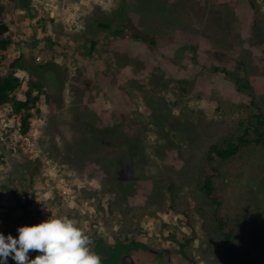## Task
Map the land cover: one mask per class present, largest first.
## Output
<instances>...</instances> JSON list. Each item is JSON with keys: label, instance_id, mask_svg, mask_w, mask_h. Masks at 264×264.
<instances>
[{"label": "rangeland", "instance_id": "374dc122", "mask_svg": "<svg viewBox=\"0 0 264 264\" xmlns=\"http://www.w3.org/2000/svg\"><path fill=\"white\" fill-rule=\"evenodd\" d=\"M29 1L0 6L11 34L24 22L39 37L18 56L15 95L42 86L31 118L44 114L42 155L13 145L0 108V229L18 214L67 216L131 241L121 250L142 252L141 264H264V147L207 160L264 113V0ZM117 28L156 45L113 38ZM63 171L72 198L59 194ZM206 174L219 207L201 192ZM216 218L233 231L230 250Z\"/></svg>", "mask_w": 264, "mask_h": 264}, {"label": "trees", "instance_id": "16d2710c", "mask_svg": "<svg viewBox=\"0 0 264 264\" xmlns=\"http://www.w3.org/2000/svg\"><path fill=\"white\" fill-rule=\"evenodd\" d=\"M20 8L26 9L30 6L29 0H17ZM5 12L0 6V108L4 106H9L11 109V115L15 117L16 123L20 125V129L23 133H26L29 129V121L32 118L33 113L37 110V103L39 101V96L41 93L42 86L36 82L32 81L30 87L24 92L23 99L19 100L16 98L15 93L20 88V79L17 76V64L18 59L10 60L7 57V51L12 46V40L8 36L9 26L5 23ZM98 28L102 30H110L109 26L104 24H98ZM113 38L127 39L131 37L140 43L148 46H155L156 42L152 39L145 38L137 34L129 33V30L124 28H117L110 31ZM95 42H92L91 49L94 48ZM214 71H219L216 68ZM234 82L239 84L240 80L234 78ZM246 126L243 134L236 140H226L224 145H212L207 151V160L210 162L215 158L221 161H226L234 156L242 149L250 144L255 146L264 147V113L252 114L246 120ZM250 136L251 138L247 137ZM215 176L212 174H206L202 179L201 192L203 195L210 200V202L219 207L221 205V199L215 194ZM25 210V207H23ZM216 224L218 231L221 233L222 240L220 245L224 251L230 250L233 244V231H225L227 223L222 218H216ZM16 236V232H14ZM89 236V234H87ZM92 237V236H89ZM94 244H100V240H94ZM189 242L187 241L186 244ZM126 246L127 243H120L119 246ZM137 245V247H143L142 244L137 242H132L131 244ZM184 247V245H181ZM147 249V248H146ZM148 250V249H147ZM122 250L111 248L104 249V255L108 258L112 255H117L119 258L122 256ZM30 258L37 255L36 252H30ZM135 264H139L138 260H135ZM101 264L102 260H101ZM226 264V263H223Z\"/></svg>", "mask_w": 264, "mask_h": 264}, {"label": "clouds", "instance_id": "9594fccd", "mask_svg": "<svg viewBox=\"0 0 264 264\" xmlns=\"http://www.w3.org/2000/svg\"><path fill=\"white\" fill-rule=\"evenodd\" d=\"M94 241L67 216H49L18 226L16 236L0 232V264H101ZM30 252L38 253L30 258Z\"/></svg>", "mask_w": 264, "mask_h": 264}, {"label": "crops", "instance_id": "0c3cea01", "mask_svg": "<svg viewBox=\"0 0 264 264\" xmlns=\"http://www.w3.org/2000/svg\"><path fill=\"white\" fill-rule=\"evenodd\" d=\"M6 11H7V9L5 7V12ZM6 17H10V16H8L6 14ZM5 21H6V19H5ZM20 25L22 27L21 28V33L19 35H17V36L11 34L13 27H9L8 36L11 38V40L13 42L12 43V46L7 51V56L10 57V58L8 57V59H10V60L17 59L18 56H19V54L24 53V51L26 50V46H33L35 40L39 39L38 35H35L34 38H33V35H34L33 33L36 32L33 29H32L33 33H31V35L29 36V32H26V30H27V24L25 25L24 22H20ZM16 37L19 38V39L16 40ZM14 41H20L19 42V47H17V46L15 47ZM28 41H29V43L27 44ZM40 45H42V43H40ZM15 49H16L17 53L14 52ZM14 53H15V55H14ZM16 98H18L19 100H22L23 99V95H22V97H19V95H18V96H16ZM39 100L40 101L42 100L40 96H39ZM16 214H17V212H16ZM18 215H19V217H18V220H16V222H14L13 224H11L10 227H3L2 229H0V232H4L5 234L11 233L13 236H15L14 232H16L17 227L18 226L25 225L24 224L25 220H27L30 224H33L34 221H33L32 218L31 219L30 218L26 219L27 218L26 216H25L26 218H24V216H21V214H18ZM21 223H22V225H21ZM87 233H89V232H86L85 234L87 235ZM97 234L99 235V232ZM89 236H92V237H90L92 240L94 239V240H100L101 241L100 244H94L93 245V250L98 255L101 256V260H102V263L103 264H135L134 263L135 260H138V263L141 264V262H140V258H141L140 255L142 256L143 253L142 252H138V251H133L132 249L131 250H128V251H123L122 250L123 252H122L121 258H119L117 255H112V254H111L110 257L107 258L104 255V249L111 248L112 250H114V249H117V250L120 249L121 250L122 249V246H119L120 243H127L128 244L131 241H120L118 239H115V237L112 234H102V235L100 234L99 236L95 237L90 232L89 233ZM137 242H141V241H137ZM162 251H165V252L168 253V250L167 249H164ZM162 251H159V252H162ZM8 264H15V262L12 261L11 258H9Z\"/></svg>", "mask_w": 264, "mask_h": 264}, {"label": "built area", "instance_id": "2783aa9c", "mask_svg": "<svg viewBox=\"0 0 264 264\" xmlns=\"http://www.w3.org/2000/svg\"><path fill=\"white\" fill-rule=\"evenodd\" d=\"M41 98L44 97L41 96ZM38 107L42 111L43 107ZM43 119L44 114H41L37 121L30 119L29 129L26 133L21 131L20 125L16 123L13 115L10 116V119L3 122V128L6 133L10 134L13 145L21 150V152H23V154L29 159H36L42 155L41 150L38 148L37 140L40 136V125L43 124ZM62 175L63 177H60L58 185L59 194L65 198H72L71 189L70 186H68L69 182L65 180V177H70V174H66V172L63 171Z\"/></svg>", "mask_w": 264, "mask_h": 264}]
</instances>
